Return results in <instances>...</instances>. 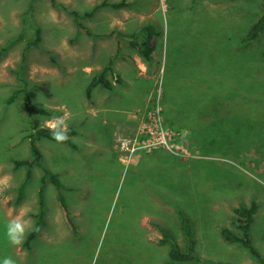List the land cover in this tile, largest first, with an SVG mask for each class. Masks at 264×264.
<instances>
[{"label": "rangeland", "instance_id": "obj_1", "mask_svg": "<svg viewBox=\"0 0 264 264\" xmlns=\"http://www.w3.org/2000/svg\"><path fill=\"white\" fill-rule=\"evenodd\" d=\"M121 1L0 0V179L9 177L8 187L0 190V261L11 257L16 264H165L169 246L161 242L160 228L169 230L186 251L179 215L183 212L201 259L185 264H260L240 244L227 242L221 229L241 236L233 210L255 201L249 238L264 259V35L243 43L264 14V0H124L132 6L106 5ZM147 21L156 26L161 53L160 72L150 65L149 73L156 72V77L149 82L154 85L147 110L158 97L163 124L179 133L190 155L158 149L129 158L119 139L135 140L146 114L134 135L116 136L114 152L91 155L87 163L80 149L41 139L44 167L58 175L63 188L47 180L45 224L29 248L24 242L32 231L22 245H11L5 229L13 215L23 212L35 225L38 220L42 171L31 169L19 201L27 168L13 165L30 156L29 113L42 126L52 117L65 116L67 95L86 94L87 83L77 79L83 74L76 68L95 59L86 53L91 43H107L103 35L120 28L119 23L134 29ZM37 28L39 42L28 45ZM169 75L188 87L180 108L193 113L179 116L188 115L189 127L166 121L162 93ZM41 84L49 97L38 88ZM18 90L21 93L9 102ZM25 96L33 109L51 113L28 111ZM70 114L67 124L77 128L78 119ZM209 124L215 135L210 145L199 132ZM195 132L199 142L191 137ZM155 155L164 156L159 160ZM142 159L144 164L136 167Z\"/></svg>", "mask_w": 264, "mask_h": 264}, {"label": "crops", "instance_id": "obj_2", "mask_svg": "<svg viewBox=\"0 0 264 264\" xmlns=\"http://www.w3.org/2000/svg\"><path fill=\"white\" fill-rule=\"evenodd\" d=\"M145 23H151L155 26L153 22L147 21L134 29H123L122 27L126 26V24L119 23L120 28L103 35V38H107V43L100 45L91 43L90 50L86 53L87 55L91 53L95 59L89 64L79 65L76 68V73L83 74H78L77 79L80 82L85 81L87 87L90 80L108 63H111V70L105 75L106 79L112 84L110 89L98 85L92 89L90 97H87L84 93L80 97L67 95L66 103L64 102L65 104L62 105L69 106L67 107L69 108L68 111L74 113L73 116L78 119L76 122L78 124L77 128L72 127L75 135L71 137V141L76 146L75 149H80L82 160L85 163L92 158L91 155L96 153H102L105 150L108 153H110V150L114 152L116 149V136L134 135L140 122L144 119L150 89L154 85L149 86V82L151 80L154 83V78L156 77V72L155 74L153 72L149 73L150 65H153L152 68L156 66L160 72L161 53L156 49L152 54V60L145 63L122 35L136 32ZM98 57L102 58V61H98ZM112 75H114L116 81L111 79ZM82 76L83 78L81 79ZM61 82H64L63 77ZM186 88L188 87L182 84V81L175 79L174 75L168 76V85L162 93V103L167 122L176 123V121H179L184 126L189 125L187 123L188 115L193 113V110H190L191 108L189 107H185L184 111L181 110L185 102L184 96L187 98V94L182 91ZM188 95L190 96V93ZM178 99L180 102L177 101ZM181 112H186L188 115L180 117ZM93 123L99 127L97 129L93 128L95 126L92 127ZM201 127L204 129L205 125ZM195 134L196 132L191 137L195 142H199ZM112 148H114V151ZM163 156L155 155L153 157H158L161 160ZM145 161L146 159H142L136 167L143 165Z\"/></svg>", "mask_w": 264, "mask_h": 264}, {"label": "trees", "instance_id": "obj_3", "mask_svg": "<svg viewBox=\"0 0 264 264\" xmlns=\"http://www.w3.org/2000/svg\"><path fill=\"white\" fill-rule=\"evenodd\" d=\"M170 1V0H169ZM212 2H221L223 0H210ZM227 1V0H226ZM132 3H126L124 0L119 3H112L106 4L112 8H121V7H131ZM71 14L75 18H79L80 15L76 11H72ZM92 13H85V16H91ZM36 35L35 38L28 42V45H36L40 40V30L37 28L35 31ZM264 35V14H262L248 29L243 38V43H249L259 40ZM124 39L127 40L129 45L134 48L138 55L142 58L145 63H148L152 60V54L157 49L158 46V32L156 27L151 23L143 24L136 32L131 34L122 35ZM111 70V63H108L97 75H95L89 82L88 86L86 87V96L90 97L91 91L94 87L101 85L104 88L110 89L112 87L111 82H109L105 75L108 71ZM41 92L46 96L49 97V91L46 85L41 84L38 86ZM21 91H15L14 94L8 99L11 102L14 97L20 94ZM24 104L28 111H33L39 115H48L51 113L50 110H46L43 108L33 109L30 103V98L28 96L24 97ZM29 118V128L30 133L28 134V146L30 156L27 159L23 160H14L13 165L14 168H19L21 166H25L27 168L26 177L24 183L20 186L18 200L20 201L23 197V190L25 183L29 180L31 176V169L33 167H37L42 171V176L40 177V187L38 191V200H39V212L37 214L38 220L36 223V228H41L45 224V203H44V188L46 185L47 180H49L54 187L58 190L63 188L62 183L60 182L58 175L53 173L51 170H48L44 167L43 163V154L38 147V142L41 139H46L52 142H55L51 137V131L47 126H42L38 118L32 117L31 113L28 115ZM209 125L205 126L204 129H201L199 132L203 133V138H205L208 142V145L213 143V132H209ZM68 141L62 143L65 144L72 149H75L76 146L71 141V137L75 135V131L72 128H68ZM201 136V135H200ZM209 136V137H208ZM57 143V142H55ZM206 143V142H205ZM205 144V147L208 146ZM60 204L64 208L69 216V212L67 210V204L64 201L62 196H59ZM257 211V203L255 201H251L248 206L241 205L239 207L234 208L233 212L235 214V224L237 228L241 231V236L237 235L236 233L232 232L229 228H222L221 235L222 237L229 243H238L245 249L249 251L255 258H257L260 264H264V259L260 257L259 253L255 250L252 246L251 240L249 238V230L251 224L254 220V214ZM180 219H181V226L182 229L187 237V250L183 251L179 244L174 240L172 235L170 234L169 230L166 228H160V231L163 235L161 239L162 243H167L169 246L168 250V261L165 264H185L187 262H196L200 263L201 259L195 250V238L194 233L191 227V224L188 218L183 214V212H179ZM38 230L32 231L26 238L24 242V247L29 248L31 241L36 237L38 234ZM206 264H232L229 262H215V263H206Z\"/></svg>", "mask_w": 264, "mask_h": 264}, {"label": "built area", "instance_id": "obj_4", "mask_svg": "<svg viewBox=\"0 0 264 264\" xmlns=\"http://www.w3.org/2000/svg\"><path fill=\"white\" fill-rule=\"evenodd\" d=\"M120 148L129 158L149 154L158 149L168 150L177 155L189 156L190 150L179 142V133L165 126L162 119V107L159 98L147 110L146 117L139 126L135 140L119 139Z\"/></svg>", "mask_w": 264, "mask_h": 264}, {"label": "clouds", "instance_id": "obj_5", "mask_svg": "<svg viewBox=\"0 0 264 264\" xmlns=\"http://www.w3.org/2000/svg\"><path fill=\"white\" fill-rule=\"evenodd\" d=\"M70 115V113H66L65 116L52 117L46 122L55 142L64 143L68 141L67 120L65 117L70 118ZM8 185L9 177L0 179V190L6 189ZM25 217L26 214L21 212L13 215L7 222L5 235L8 242L13 246L22 245L29 232L38 230L34 222ZM0 264H16V261L11 257H5L0 261Z\"/></svg>", "mask_w": 264, "mask_h": 264}]
</instances>
